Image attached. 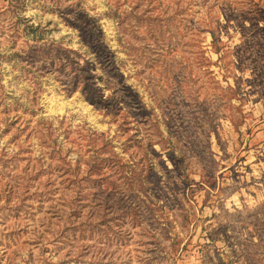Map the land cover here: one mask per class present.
<instances>
[{
    "label": "rangeland",
    "instance_id": "1",
    "mask_svg": "<svg viewBox=\"0 0 264 264\" xmlns=\"http://www.w3.org/2000/svg\"><path fill=\"white\" fill-rule=\"evenodd\" d=\"M0 264H264V0H0Z\"/></svg>",
    "mask_w": 264,
    "mask_h": 264
},
{
    "label": "trees",
    "instance_id": "2",
    "mask_svg": "<svg viewBox=\"0 0 264 264\" xmlns=\"http://www.w3.org/2000/svg\"><path fill=\"white\" fill-rule=\"evenodd\" d=\"M31 29L36 28L34 25L30 24L29 25ZM212 36L213 38H215L216 33L215 31L212 30ZM100 145H102V148L107 145L106 141H102L100 143ZM98 151V149H96ZM97 157H93L91 161H88L86 163V167H85V176L89 179H93L95 178V180L99 181L100 178L105 177L104 173L101 171V168L103 166V164L105 163L106 159H109V156L105 155H96ZM98 177V178H97Z\"/></svg>",
    "mask_w": 264,
    "mask_h": 264
}]
</instances>
